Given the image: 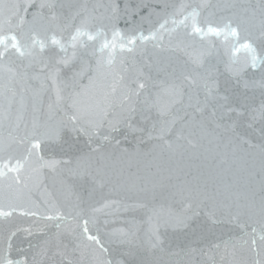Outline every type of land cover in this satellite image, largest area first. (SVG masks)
<instances>
[{"label": "water", "instance_id": "obj_1", "mask_svg": "<svg viewBox=\"0 0 264 264\" xmlns=\"http://www.w3.org/2000/svg\"><path fill=\"white\" fill-rule=\"evenodd\" d=\"M2 3L5 15L16 13L25 20L23 26L16 27L17 16H13L11 31L21 43H30L35 34L45 40L48 47L43 54L37 47L34 57L25 58L10 50L0 60V142L4 145L0 159L12 157L13 163L16 159L23 162L25 147L16 141L32 131L33 122L54 126L65 117L66 112L71 114L67 97L72 89L64 83L71 76V71L62 68L56 83H53V74L58 66L50 58L55 54L62 55L56 46L50 44L53 32L66 42L73 31L69 25H79L81 20H88L89 30L95 32L103 27L109 41L112 40L115 24L124 37L123 40L117 39L118 44L127 45V38L140 32L145 36L156 33L155 40H137L133 52L117 48L114 65L106 69L124 76L123 84H117L114 95L105 98V93L109 91L107 85L115 82L113 75H109L80 96V103L86 109L110 103V111L118 114L127 89L135 88L133 81L147 76L152 78L148 81L149 88L139 98L133 96L135 106L144 111L135 115L131 128L120 123L118 131L110 132L105 124L99 129V136L92 137V146H99L100 149L92 153L94 167L99 169V182L87 185L88 191H85L78 181H68L69 185H76L75 192L83 198L80 207L83 218L90 221V233L100 236L101 242L109 248L108 257L114 261L125 259L132 264H264V244L259 240L260 235H264V223L258 212L264 182V158L259 147L252 148L237 141L223 127L217 128L208 112L201 117L195 107L196 93L201 101L204 100L205 69L208 68L214 70L221 85L228 81L235 91L250 97L253 107H259L264 69L248 67L241 83L236 85L227 66L241 68L250 63V53L240 48L246 37L251 39L257 54L264 55L262 0H2ZM182 5L186 6L183 10ZM192 8L200 12L201 27L209 23L223 27L228 21H232L233 27L240 25L239 38L227 31L220 36L209 35L203 40L189 35L190 21L187 22L188 27L180 21ZM53 13L57 17L55 21L51 20ZM34 17L42 20L48 31L34 30ZM173 19L176 24L172 23ZM165 20L169 21L168 24L164 30H159ZM82 39L88 43L89 51L96 50L97 56L100 55L98 50L103 37L96 41H87L86 36ZM202 54L205 69L192 63ZM107 55L105 50V59ZM92 59L94 63L95 58ZM185 74H191L197 81L196 85L184 82ZM244 80L249 82L246 90L243 88ZM181 82L186 92L183 103L172 107L171 115H158L157 108L169 101L163 89ZM207 82L211 87V79ZM82 83L87 85V79ZM57 86L65 97L60 103H57ZM76 90L81 91L80 88ZM188 93L194 94L191 100ZM127 106L124 105L125 108ZM220 123L226 125L227 120ZM262 127L264 124L257 120L252 128L242 123L238 131L258 146L264 142L260 133ZM105 135L110 139L104 140ZM87 142L86 136L80 137L79 144L85 152L89 151ZM40 151L45 159L53 155L60 159L62 156L59 152H51L45 145ZM38 167L39 161L35 157L26 163L20 172V185L11 179L0 180V205L6 211L9 210V202L16 206L11 217L0 218V254L6 247L10 232L15 231L12 258L27 256L31 260L37 250L36 245L52 237L57 231L54 225L61 222L45 221L40 217L22 215L21 212L27 208L41 215L52 214L54 209L50 205L55 203L65 216H69L61 228L64 232L63 244L67 248L62 245L60 251L63 255H58L53 245L45 264H96L95 257L101 255L98 246L91 244L87 248H77L75 238L67 235V230L75 229V234L79 236L82 225L79 218L71 220L74 215L71 209L76 202L73 190L58 183L54 185L53 174L48 169L33 171ZM8 176L12 178L15 174L9 173ZM189 201L194 207L200 204L204 210L215 206L217 218L223 223L207 225L203 238L196 241L189 240L182 232L161 228L163 250L152 249L148 238L153 226L169 213H182ZM249 205H254L255 211H248ZM237 214L239 223L245 224V230L229 222ZM93 220L97 223L93 224ZM199 221L206 222V217L201 215ZM27 228L32 229V235L23 231ZM253 228L256 229L255 250L247 235L252 233ZM37 229H43L47 237ZM122 234H127L124 238L132 243L112 242ZM244 240L249 243L243 244ZM217 244L219 248L215 247ZM137 245L140 247L135 257L123 255L129 248L136 249Z\"/></svg>", "mask_w": 264, "mask_h": 264}, {"label": "snow or ice", "instance_id": "obj_2", "mask_svg": "<svg viewBox=\"0 0 264 264\" xmlns=\"http://www.w3.org/2000/svg\"><path fill=\"white\" fill-rule=\"evenodd\" d=\"M264 4V0H262ZM4 5L2 0H0V60H3L9 53L10 50H14V53L21 58L34 57L36 55L37 47L39 52L43 54L48 47L45 40L39 39L37 35L33 34L30 43H21L18 36L12 33L11 28L13 26V16H17L18 23L16 27H21L25 23L23 17H18L16 13H11L10 15H5L3 9ZM43 7V5H42ZM54 7V5H50ZM186 6L182 5L181 10ZM264 14V10H262ZM79 15V13H77ZM151 15V13H149ZM200 12L196 8H192L187 15H184L183 20L180 21L185 27H188L190 21L191 31L189 35L198 36L201 40L205 39L209 35L220 36L225 31L230 33L231 36L239 38L240 36V25L233 27L232 21H228L223 27L213 26L211 23L207 24L206 27H201L199 24ZM57 19L55 13L51 16V20L55 21ZM118 19V18H117ZM142 19H146L142 17ZM74 20V18H73ZM168 20L160 24L159 30H164L165 25L168 24ZM173 24H176V20H172ZM34 30L39 28L41 31H48V27L43 23L42 20L33 18ZM8 28V33L5 34V27ZM73 27V31L70 33L68 40L65 42L62 37H58L55 32L50 36V44L56 46L59 49V53L62 55L55 54L50 59L54 60L55 64L58 66L53 74V83H56V77L59 76L62 68H68L71 71V76L65 81V86L72 89L67 97L68 108L71 109V114L65 113V117L58 121L54 126L44 125L41 126L38 122H33L32 131L26 134L25 137L20 138L16 141L21 146L25 147L26 155L23 162L20 159H16L15 163L12 162V157L7 159H0V180L11 179L16 185L22 183L20 172L24 169L25 164L32 160L33 157L39 161V167L34 168L33 171L40 172L43 169H48L52 175L53 184H60L66 188L73 190V195L75 196V204L72 206L71 212L74 215L71 216L72 221H77V219L82 220L81 232L79 236L75 234V229L67 230V235L72 236L77 241V248H87L91 244L98 246V252L101 255L95 257L96 264H132V261H126L125 259L113 260L108 257L109 248L105 247L104 243L101 242L100 236L98 234L93 235L90 233L88 219L83 218V209L80 204L83 201L82 196L75 192L76 185H69V179L78 181L81 188L88 191L87 185H94L98 183L99 169L94 167L92 153L99 152V146H92V137L99 136V129L105 124L108 125L110 132H115L119 130L120 123H125L129 128L132 127L131 121L135 118L137 113H141L144 109H138L133 102V96L139 98L142 93H144L149 88L148 81H151L150 76L145 77L143 80L136 79L133 81L135 88H128L127 93L124 95L123 101L120 104L121 111L118 114H114L110 111L112 105L109 103L107 105L97 104L94 109H86L80 103V96L87 92L89 89L95 88L101 81H104L109 75H113V83L107 85L109 91L105 93V98L109 95H114L117 91V84H123L124 76L119 73H110L106 69H111L115 63L116 51L119 48L121 51L127 50L128 52L135 51L137 40L148 41L155 40L157 38L156 33H150L145 36L143 32L139 35H131L127 38V45L117 43V39L123 40L124 37L120 30L113 24L112 40L107 39V33L104 31L103 27H99L95 32L89 30L90 21L81 20L79 25H69ZM59 28V25H56ZM63 29H61L62 31ZM158 30V31H159ZM174 30V29H173ZM87 37V41H96L97 38L103 37V42L100 44L99 53L97 56V51H89L88 43L82 39V37ZM69 48L71 53L69 54ZM240 48L244 49L250 53L251 59L250 63L246 64L241 68H232L227 66V71L230 73L231 78L235 81L236 85L241 83L243 78V73L248 67L252 69H264V55H258L257 49L253 45L251 39L246 37L244 42L240 44ZM105 50L108 51L107 59L104 57ZM239 51V49H236ZM95 62L93 63V59ZM194 63L198 68L205 69L203 54L201 56L193 59ZM47 67V64H45ZM8 71H12L8 69ZM175 70L173 69V74ZM207 73V78L205 80V97L201 101L198 98V93L195 94L196 98V111L204 116L205 112H208L216 123L217 128L223 127L225 131L231 134L233 138L243 144L249 145V147L256 148L259 147L262 158H264V142L260 145L252 144L245 136H242L238 129L241 127L242 123H245L248 128L253 127V123L259 120L264 124V80L260 82V87L262 89V97L259 107H253L251 104V99L243 92H237L234 90V86L230 85L228 81H225L223 85L214 72L213 69H205ZM141 72V76H143ZM87 79L88 84L84 85L82 81ZM211 79V87L209 86L207 80ZM183 81L187 82L189 85H196L197 81L193 78L191 74L183 75ZM154 83V82H153ZM103 86V85H101ZM127 87V86H125ZM80 88L81 91L76 89ZM223 88V91L221 90ZM243 88L246 90L249 88V82L247 80L243 81ZM165 95L169 97V101L163 106L158 107L157 112L160 116L171 115V108L177 104L183 103L184 96L186 94L184 83H173L167 88L163 89ZM230 93V94H229ZM189 99L193 98V93H188ZM65 97L61 95V89L57 86V103L63 101ZM128 106L125 108L124 105ZM145 104L147 105V98L145 99ZM191 106V105H190ZM227 120V124H221L220 121ZM172 123H175V118H173ZM43 127V130L41 128ZM261 137L264 139V127L260 129ZM81 136H86L88 138L87 146L89 151L85 152L82 150L79 140ZM104 140H109L110 136L105 135ZM119 143V141H117ZM45 145L53 153L59 152L62 154L60 159H57L54 155L45 159L44 155L41 154V146ZM10 146V145H9ZM4 150L3 142H0V151ZM262 171H264V164H262ZM14 173L15 176L9 178L8 174ZM12 184L9 183L8 187L11 188ZM102 186V184H101ZM262 195L260 197L259 203V216L261 222L264 223V182H262L261 187ZM90 194V193H89ZM51 195V194H49ZM54 209L52 214L41 215L37 211L31 209H23L21 214L31 217H40L45 221H60L61 223H56L54 226L57 231L52 237L44 239L40 244L36 245V251L31 257V260L27 256L22 259H13L11 256V250L13 247L12 237L16 235L15 231H11L10 235L6 239V247L2 254H0V264H45V258L48 256L49 252L52 250L53 245L56 248V254L63 255L60 251L61 246L66 249L67 245L63 244L64 232L61 231L62 223L69 220V216H65L63 211L55 204L50 205ZM107 207V204L105 205ZM9 210H4V207L0 205V218H9L16 211V206L11 202L8 203ZM95 211H99L96 209ZM248 211H255L254 205L248 206ZM201 215L206 217V222L202 223L199 221ZM229 222L236 223L238 227L245 230V224L239 223V214L232 216ZM93 224L97 223L95 220L92 221ZM223 223L222 220L217 218L215 206L204 210L200 204L195 207L191 201L185 204L182 213L173 214L169 213L162 220L153 226L151 235L148 238V243L152 249L160 248L164 244V239L161 235V228L167 230L171 228L175 232H182L185 234L186 238L192 241L199 240L205 235V230L207 225L215 226L217 224ZM28 235H32V229H24ZM47 237V233L43 232V229H37ZM256 229H252L250 236V243L253 250L256 249L257 240L255 238ZM127 234H122L121 237L113 240L116 244H131V240L124 238ZM259 240L264 244V235H260ZM87 242V243H86ZM248 240H244L243 244H248ZM30 247H32L30 245ZM139 245L136 249L129 248L128 251L123 253L126 257H135L138 254ZM219 248V245H215ZM71 264V262H70ZM259 264V262H258Z\"/></svg>", "mask_w": 264, "mask_h": 264}]
</instances>
